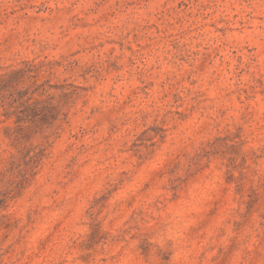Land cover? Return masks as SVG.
<instances>
[{
	"label": "rangeland",
	"instance_id": "obj_1",
	"mask_svg": "<svg viewBox=\"0 0 264 264\" xmlns=\"http://www.w3.org/2000/svg\"><path fill=\"white\" fill-rule=\"evenodd\" d=\"M0 264H264V0H0Z\"/></svg>",
	"mask_w": 264,
	"mask_h": 264
}]
</instances>
